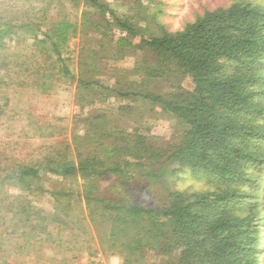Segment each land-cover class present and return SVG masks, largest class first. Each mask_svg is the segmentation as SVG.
I'll return each mask as SVG.
<instances>
[{"label": "trees", "instance_id": "16d2710c", "mask_svg": "<svg viewBox=\"0 0 264 264\" xmlns=\"http://www.w3.org/2000/svg\"><path fill=\"white\" fill-rule=\"evenodd\" d=\"M93 1L107 10L106 5ZM110 15L117 25L138 35L132 25L111 11ZM34 20L32 17V22L28 21L30 26L34 25ZM12 27L11 21H0V43L3 34ZM73 27L74 23L61 18L48 26L45 38L38 39V35L35 38L38 43L50 42V50L62 57V47L69 39L68 28ZM97 29L104 34L111 30L107 25L103 28L99 25ZM138 36V44L128 40L120 42L122 46L154 51L155 64L147 65L152 72L150 77L168 75L165 71L173 67L174 71L191 78L193 95L181 92L164 97L150 90L143 94L149 100L161 102L178 119L179 139L164 148L146 142L135 132L117 137L114 128H109L106 121H100L90 112L84 118V136L88 142L86 145L76 143L78 162L56 149L39 163L63 176L80 172L91 180L96 172L116 178L112 185L118 189L116 198L95 196L89 193V188H95L96 184L85 183V206L73 210L84 220H91L97 231L102 228L100 243L113 251L112 254H123L125 264H144V258L151 251L156 253L153 255L156 264H262L264 0H239L226 7L206 10L177 32L163 31L149 38L143 33ZM48 49L49 46L46 51ZM7 56L1 64L7 65ZM59 68L69 73L65 63ZM15 72L7 71V74L17 82L20 75ZM44 74L49 76L48 70ZM0 79V83L5 81ZM79 82L85 90L94 89L89 81ZM87 101L78 100L81 107H85ZM7 103L8 98L0 103V118L6 113ZM100 145L103 151L94 150ZM165 155L172 165H177L176 171L189 169L213 188L171 190L169 198L158 203L160 200L155 199L151 190L152 183L134 184L137 178L146 180L148 176H137L134 168L143 166L145 160H159ZM170 169L173 167L166 166L150 179L156 177L157 182L169 184L166 174ZM37 173L34 165L26 163L15 167L0 164V177L4 175L3 180H7L16 176L23 187H30L27 180ZM51 194L53 197L63 195L60 190ZM21 198H14L21 200L19 205L12 203L16 208L9 218L11 225L3 224L5 218L2 217L0 248L8 240L16 242L11 245L18 251L36 246L39 241L56 251L61 249L63 241L53 234L60 235L64 228H72L68 223L72 217L69 205L57 199L53 211L44 215L42 210L35 212L30 201ZM56 225H59L58 232L50 230ZM175 250L178 252L172 258H162ZM0 264L12 263L0 257Z\"/></svg>", "mask_w": 264, "mask_h": 264}, {"label": "rangeland", "instance_id": "374dc122", "mask_svg": "<svg viewBox=\"0 0 264 264\" xmlns=\"http://www.w3.org/2000/svg\"><path fill=\"white\" fill-rule=\"evenodd\" d=\"M96 1L106 5L107 10L99 8L93 0H0V21L13 23L0 43L3 45L0 47V65L3 66L0 78L5 80L0 83V103L8 98L6 113L0 118V164L15 167L26 163L38 169L37 175L27 180L30 187L21 186L16 176L7 180H3L4 175L0 177V230L3 218V224L11 225L9 218L16 208L12 203L16 206L21 201L14 200L15 197L30 201L34 211L42 210L44 215L53 211L55 200L59 199L61 204L69 205V211L72 209L68 223L73 228H64L60 235L53 234L63 241L57 251L39 241L36 246L21 248L20 252L11 245L15 241L6 240L0 248V257L6 263L125 264L123 254H112L113 251L100 243L102 226L98 224L101 230L97 231L91 220H84L78 211L73 210L85 206V183L96 184L95 188H89V193L95 196L116 198L118 189L112 187L116 178L96 172L91 180L80 172L75 176H63L51 172L39 162L56 149L78 162L76 143L86 145L88 142L84 136V118L90 112L100 121H106L109 128H114L117 137L135 132L155 146L167 148L174 144L181 134L178 119L161 102L149 100L143 94L150 90L162 96L181 92L193 95L190 76L170 67L165 71L168 75L150 77L152 72L147 65L155 64L154 51L122 46L120 40L138 44L139 33L149 38L163 31H180L206 10L226 7L239 0ZM110 11L132 25L138 35L117 25ZM32 17L35 18L34 25L30 26L28 21L32 22ZM61 18L74 23L75 27L68 28L69 39L62 47V57H58L50 50V42L42 44L38 39L45 38L48 26ZM99 25L102 28L107 25L111 30L108 34L98 32ZM6 54L7 65H4L1 63ZM64 63L69 73L60 70L59 66ZM46 70L49 76L44 74ZM7 71H17L19 81L14 82ZM79 80L91 82L94 89L85 90ZM111 89L123 93L117 94ZM78 100L88 101L85 107H81ZM103 148L100 145L94 150L103 151ZM167 155L159 160H145L143 166L134 168L137 176L151 175L145 176L146 180L136 177L134 184L140 181L152 183L151 190L155 199L160 200L158 203L168 199L171 190L213 188L189 169L176 171L177 165H172ZM166 166L173 167L166 174L169 184L157 182L156 177L150 179ZM54 190L62 191L63 195L53 197ZM259 216L258 210V220ZM50 230L58 232L59 225L51 226ZM177 252L175 250L162 258H172ZM154 254L149 252L144 264H156Z\"/></svg>", "mask_w": 264, "mask_h": 264}]
</instances>
